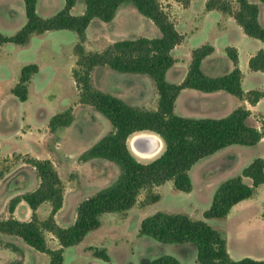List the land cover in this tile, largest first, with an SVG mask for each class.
Returning <instances> with one entry per match:
<instances>
[{"label": "rangeland", "instance_id": "1", "mask_svg": "<svg viewBox=\"0 0 264 264\" xmlns=\"http://www.w3.org/2000/svg\"><path fill=\"white\" fill-rule=\"evenodd\" d=\"M218 1L230 4L233 10L238 9L235 0ZM248 1L259 6L260 15L264 3L260 0ZM207 2L159 0L161 9L183 35L182 42L172 52L175 63L166 74L170 83L178 84L184 80L194 49L205 44L213 46L210 41L215 39V23L207 13L218 11L225 17L233 18L217 9L208 10ZM64 3L65 0H38L37 13L43 18L51 17L63 9ZM84 9V0H77L73 14L81 15ZM26 20L23 0H0V33L12 36ZM233 21L237 29L234 27L231 37L236 41L240 36L247 38L234 18ZM221 24L225 22L218 21V26ZM158 36L159 29L150 19L134 7L125 5L120 7L114 20L109 23L99 19L92 21L83 40L75 31L56 30L34 34L26 45L0 43V193L6 190L0 196V220L13 217L10 211L13 198L38 187L40 180L32 159L49 160L59 174L63 186V205L54 215V220L63 228L74 223L77 207L83 200L107 186L118 175L119 168L112 162L101 159L83 162L79 158L82 152L108 134L112 126L92 106L80 101L82 90L75 80L74 71L83 74L84 68L78 64L81 56L76 48L82 45L85 55L102 53L120 40ZM227 48L234 49L228 46L223 50L220 47L214 61L223 64L225 56L228 57ZM30 64L38 65L39 71L28 82L27 100L21 101L12 90L19 82L21 69ZM90 82L94 89L115 95L133 106L157 109L159 96L147 75L120 73L108 66H96L90 73ZM182 91L175 103L176 114L194 118H221L227 115L225 110L214 104H203L205 101L197 99L198 95L193 91ZM65 111H71L74 119L72 124L51 130L50 119ZM139 134L155 135L160 139L156 145L157 152L152 156H141L135 149L132 140ZM128 145L142 162L154 160L164 150L163 141L152 132L134 134L129 138ZM258 153H263L262 148L231 145L201 159L189 172L196 188L191 193L175 189L172 180L142 189L131 209L102 214L98 229L90 231L81 243L64 248L63 264H138L143 259L152 260L162 255H171L181 264H199L197 248L193 243L168 244L139 234L143 219L158 211L181 213L192 219L205 220L224 237H228L229 250L232 248L233 252L253 259L263 258L264 224L255 220L248 230H239L242 236L235 241L236 236L232 237V231L235 232L236 219L229 221L203 217V212L212 202L214 190H211V186H218L226 179L240 175ZM20 192L21 195L18 194ZM154 195H159V200L151 203L150 198ZM24 204L27 206L26 202ZM51 209L49 202L40 205L35 211L37 221L42 224L48 219ZM26 211V207L20 206L17 217L21 219L18 220L32 219L31 208L28 214ZM259 211L260 207H254L249 213L255 215ZM43 235L49 248H60L54 234L43 230ZM89 247L106 250L110 260L96 258ZM0 257L12 264H49L50 261L47 254L35 250L22 238L11 235L0 236Z\"/></svg>", "mask_w": 264, "mask_h": 264}, {"label": "trees", "instance_id": "2", "mask_svg": "<svg viewBox=\"0 0 264 264\" xmlns=\"http://www.w3.org/2000/svg\"><path fill=\"white\" fill-rule=\"evenodd\" d=\"M23 1L26 23L12 36L0 33V43L26 45L32 35L56 30L75 31L83 40L92 21L99 19L109 23L114 20L120 7L125 5L134 7L150 19L160 32V36L155 38L139 37L117 41L102 53L85 55L82 45H77V53L81 56L78 64L84 68L83 74L74 71L75 80L82 90L80 101L92 106L112 126L108 134L82 152L79 158L83 162L95 159L112 162L119 168V173L107 186L83 200L77 207L74 223L63 228L54 220V215L63 205V186L59 174L49 160H31L40 180L39 185L35 190L13 198L10 211L13 213L16 204L25 201L33 211L32 219L21 221L9 217L0 220V233L22 238L35 250L47 254L49 264H63L64 248L81 243L90 231L98 229L102 214L131 209L142 189L172 180L175 189L191 192L193 184L189 172L198 161L231 145L255 146L264 138V119L260 128L249 125L247 119L251 112L244 107L221 118L184 117L175 113L176 100L184 89L204 93L222 90L239 99H247L251 104L264 98V90L243 91L242 73L235 48H227L228 57L233 63L232 71L218 77L207 75L202 69V62L214 51V47L208 44L192 51L191 64L184 80L178 84L170 83L166 74L175 63L172 52L182 42L183 35L161 9L159 0H84L85 9L81 15L71 13L77 0H65L63 9L48 18L37 13L38 0ZM260 1L264 3V0ZM235 2L237 10L218 0H208L206 8L217 9L232 16L247 36L264 41V27L258 19L259 6L248 0ZM96 66H108L120 73L147 75L159 96L157 109L133 106L115 95L94 89L90 73ZM249 67L252 71L264 72V50L257 51L250 58ZM38 71L36 64L21 69L19 82L12 90L19 100H27L28 82ZM73 120L71 111L61 112L50 119L49 127L51 130L67 127ZM141 132H152L164 143L163 152L150 162L138 160L128 145L129 138ZM245 177L251 179V184L244 182ZM262 184L264 159L257 157L240 175L220 183L203 217L225 219L234 205L253 197ZM158 200L159 195L150 198L151 203ZM45 202L52 205L51 215L41 224L36 219L35 211ZM43 230L56 236L60 248L51 249L47 246ZM139 234L162 243H193L197 248L199 264H264V259H233L227 250L226 238L218 230L205 220L192 219L186 214L158 211L143 219ZM88 249L96 258L110 260L106 250L93 247ZM138 264L181 263L171 255H162L152 260L143 259Z\"/></svg>", "mask_w": 264, "mask_h": 264}, {"label": "crops", "instance_id": "3", "mask_svg": "<svg viewBox=\"0 0 264 264\" xmlns=\"http://www.w3.org/2000/svg\"><path fill=\"white\" fill-rule=\"evenodd\" d=\"M75 7V6H74ZM73 7V9H74ZM73 9L71 10V13L73 14ZM209 16L213 17V21L215 23V39L211 40V44L214 46L215 51L207 56L203 62H202V69L203 71L212 77H218L224 74L229 73L233 69V64L232 61L225 56V62L223 64L218 63L216 60L214 61V57L216 53L219 51L220 47L224 48L230 46L234 47L237 51L238 54V66L239 69L241 70L242 73V80H241V86L242 89L245 93L252 91V90H264V72L261 71H252L249 67V60L250 58L256 54L257 51L259 50H264V41H261L256 38H252L244 34L247 38L244 36H240L239 40L236 41L234 38L231 37V31L235 29L234 27L237 26L235 25V22L233 21V18L231 17H225L223 14H221L218 11H209L207 13ZM74 15V14H73ZM259 19L262 25H264V8H260V15ZM224 21L225 24H221L218 26V21ZM241 28V27H240ZM242 30V28H241ZM240 31V30H238ZM243 31V30H242ZM76 58H74L75 60ZM209 62V64H208ZM72 63V61H71ZM222 71V69H224ZM223 72V73H222ZM193 91V93H196L197 99L205 101L203 104H214L221 110H225V113L228 115L235 109L239 107H244L248 110H250L251 114L249 118L247 119V123L251 126H254L256 128H260V119H264V98H261L256 104H251L247 99H239L235 97L234 95L226 92V91H216L212 93H204L199 94L198 90L195 89H184V91ZM201 92V91H200ZM179 97V96H178ZM225 115V116H227ZM224 116V117H225ZM207 117V116H204ZM212 117V116H208ZM213 118V117H212ZM229 147V146H228ZM256 148H262L263 153L262 154H256L254 159L257 157H261L264 159V138H262L256 145ZM224 149H227L224 148ZM222 149V150H224ZM221 151V150H220ZM219 152V151H218ZM217 153V152H216ZM214 155V154H213ZM212 156V155H211ZM224 165V164H222ZM223 168V167H222ZM244 182L251 184V179L248 177L244 178ZM212 185L211 190H214L216 187ZM195 184L193 182V188L191 192L195 191ZM6 190H4L2 193H0V196L5 193ZM189 192V193H191ZM19 195L22 194V192L18 193ZM15 194V195H18ZM25 202L22 201L19 203V205L16 207L15 211L12 213L13 217H16L17 219H21L17 217V213L20 209V206L26 207V213L28 214L30 211V208L27 204L25 206ZM254 207H260V211L258 214L252 215V213H249V211L253 210ZM226 220H234L236 219V227H235V232L232 231V237H235V241L242 236V233L239 230H245V228L248 230L249 227H251V224L257 220L259 223L264 224V184H262L258 189L257 192L254 194L253 197L245 199L234 205L228 216L225 218ZM2 235H8L4 233H0V236ZM13 236V235H11ZM231 237V240H232ZM227 240V246H228V237H225ZM234 242V241H233ZM228 249V248H227ZM228 252L230 256L235 259L239 260L244 257H247V255L238 253V252H233L232 248L231 250L228 249ZM14 257V255H13ZM251 258V257H250ZM254 259H264V257H254ZM0 264H12L9 263L8 261H4L0 257Z\"/></svg>", "mask_w": 264, "mask_h": 264}, {"label": "bare ground", "instance_id": "4", "mask_svg": "<svg viewBox=\"0 0 264 264\" xmlns=\"http://www.w3.org/2000/svg\"><path fill=\"white\" fill-rule=\"evenodd\" d=\"M159 140L160 139H158V137H156L155 135L140 134V135L135 136L134 139L132 140V142H133L135 149L137 151H139L141 156L147 157V156H150L151 154H154L155 152H157L156 145H157V142H159ZM139 144H142V146L144 145V148L146 147L145 150L147 151V149H148V151L145 152L139 146Z\"/></svg>", "mask_w": 264, "mask_h": 264}, {"label": "flooded vegetation", "instance_id": "5", "mask_svg": "<svg viewBox=\"0 0 264 264\" xmlns=\"http://www.w3.org/2000/svg\"><path fill=\"white\" fill-rule=\"evenodd\" d=\"M140 135V134H139ZM152 145V144H151ZM139 146L145 151V152H147L148 151V149H147V151L145 150V148H144V145L142 146V144H139Z\"/></svg>", "mask_w": 264, "mask_h": 264}]
</instances>
